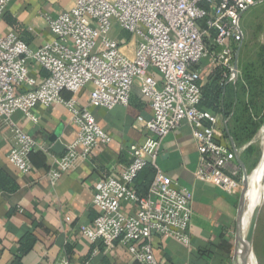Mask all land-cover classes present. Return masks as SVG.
<instances>
[{"label":"built area","instance_id":"obj_1","mask_svg":"<svg viewBox=\"0 0 264 264\" xmlns=\"http://www.w3.org/2000/svg\"><path fill=\"white\" fill-rule=\"evenodd\" d=\"M11 1L0 0V19ZM259 1L75 0L70 10L48 17L53 38L37 48L15 32L0 33V130L12 135L8 159L28 173L31 153L39 145L17 125L16 111L28 115L38 104H64L72 112L77 137L76 145L55 157L46 173L55 183L78 157L87 158L112 140L89 106L107 110L128 106L138 82L152 108L149 119L139 117L150 135L143 143L129 146L132 161L118 174L97 181L93 205L98 215L81 231L92 243L118 241L139 264H161L154 252V237L192 243L193 194L180 189L158 164L169 133L186 121L200 153L196 178L230 194L241 191L226 119L200 103L203 82L217 68L223 70L221 84L234 81L232 42L243 36L242 15ZM115 26L131 34V53L130 41L120 45L112 37ZM209 52L214 57L209 66H203ZM30 64L45 70L47 76L38 81ZM88 86L89 105L78 107L62 97L64 91L76 94ZM148 164L155 175L147 195H142L134 188V180ZM61 264L69 262L63 259Z\"/></svg>","mask_w":264,"mask_h":264},{"label":"crops","instance_id":"obj_2","mask_svg":"<svg viewBox=\"0 0 264 264\" xmlns=\"http://www.w3.org/2000/svg\"><path fill=\"white\" fill-rule=\"evenodd\" d=\"M74 2L12 0L0 19V33L15 32L22 41L37 48L53 38L48 17L70 10ZM113 30L111 35L120 45L131 42V53L134 43L131 34L128 32L130 36L126 39L123 33L127 31L117 26ZM30 69L38 81L47 76L38 66L30 64ZM90 89L88 86L76 94L64 91L62 97L83 107L89 105ZM89 107L112 140L100 145L87 158L78 157L55 183L46 175L54 158L76 145L77 132L69 108L60 103L38 104L28 115L21 111L14 113L17 125L39 144L31 153L32 170L28 173L21 172L8 159L12 135L0 130V264H61L63 259L69 264H139L118 241L92 243L81 229L98 215L93 205L97 181L118 174L132 161L129 146L143 143L150 135L143 120L151 117L152 108L138 82L128 106L118 105L111 110ZM56 133H59V146L51 141ZM158 164L179 183L180 189L186 188L193 194L192 243L185 245L171 237H154V252L159 262L232 264L240 192L230 194L196 178L200 153L186 121L164 138ZM124 208L135 211L131 206ZM29 234L36 238V243L24 250L21 245Z\"/></svg>","mask_w":264,"mask_h":264},{"label":"rangeland","instance_id":"obj_3","mask_svg":"<svg viewBox=\"0 0 264 264\" xmlns=\"http://www.w3.org/2000/svg\"><path fill=\"white\" fill-rule=\"evenodd\" d=\"M240 29L243 36L232 42L233 65L236 52L239 51L238 81L236 84L234 81L228 83L230 85L227 87V98L232 94L238 98L235 107L236 111L239 109L237 115L229 119L230 128L233 130L231 135L239 158L243 161L247 173L251 175L264 154V0L253 5L242 15ZM123 36L128 39L130 34L124 32ZM213 57L212 52H209L202 65L209 66ZM232 85L238 89L236 95L233 93ZM226 107L227 114L234 110L233 97L227 99ZM231 159L237 168V176L242 186L244 171L237 161L234 150ZM253 253L254 264H264V202L253 236Z\"/></svg>","mask_w":264,"mask_h":264},{"label":"water","instance_id":"obj_4","mask_svg":"<svg viewBox=\"0 0 264 264\" xmlns=\"http://www.w3.org/2000/svg\"><path fill=\"white\" fill-rule=\"evenodd\" d=\"M262 1V0H261ZM238 53L239 51L236 52L235 55V61H234V66L232 70V76L234 78V83L236 84L238 81ZM226 131L228 134V137L230 139L231 145L233 147L235 156L237 158V161L239 162L240 166L242 167L244 174L242 178V186H241V191H240V198H239V206H238V213H237V220H236V235H235V247H234V254H233V260L232 264H249L250 259L252 257V252H253V236L254 232L256 229L257 225V220L264 202V195L260 197L258 200V203L254 209V212L249 220L247 230L245 235L242 232V217L243 214L246 212L247 205L249 198L252 194V188L249 186L248 178L249 175L246 171V167L243 163V161L239 158L238 155V150L235 144V141L228 129V120H226ZM58 134L56 133L53 138H51V141L55 142L56 146H59L60 141H58ZM261 165H262V174L258 180V184L261 186L264 178V154L261 160Z\"/></svg>","mask_w":264,"mask_h":264},{"label":"trees","instance_id":"obj_5","mask_svg":"<svg viewBox=\"0 0 264 264\" xmlns=\"http://www.w3.org/2000/svg\"><path fill=\"white\" fill-rule=\"evenodd\" d=\"M222 75V68H217L212 79L202 87V100L200 103V107L203 109L210 110L214 114H221L226 120H228V129L232 134L233 130L230 128V120L232 119L233 115L234 117L237 115V112L239 110H235L238 99L236 92H238V89L237 87H235V84V86L232 85L233 93H235L236 96L234 97V94H232L229 98L233 97L234 110L230 114H227L226 101L227 99H229L227 98V87L230 84H221ZM226 135L228 137L227 132ZM154 175L155 169L151 164L146 165L144 169L139 172V174L134 180V188L137 190L138 193L142 195H147L149 186L154 178ZM35 243L36 238L33 235L29 234L26 235V237L23 239V243L21 246L22 249L29 250L33 247Z\"/></svg>","mask_w":264,"mask_h":264},{"label":"bare ground","instance_id":"obj_6","mask_svg":"<svg viewBox=\"0 0 264 264\" xmlns=\"http://www.w3.org/2000/svg\"><path fill=\"white\" fill-rule=\"evenodd\" d=\"M237 72H238V69H237ZM262 172L263 170H262V165L260 161L258 167L252 172V174L251 175L248 174L249 175L248 182H249L250 188H252V194L249 198L247 209H246V212L243 214L242 222H241L242 232L244 235L246 233L249 220L254 212V209L258 203V200L260 199V197H262V195H264V183H263L264 178L262 182L263 184H261V186L258 184V180ZM249 264H254V253L253 252H252V257L250 259Z\"/></svg>","mask_w":264,"mask_h":264}]
</instances>
